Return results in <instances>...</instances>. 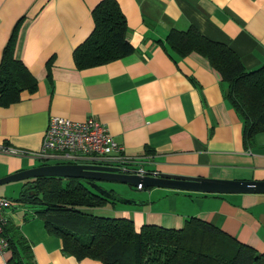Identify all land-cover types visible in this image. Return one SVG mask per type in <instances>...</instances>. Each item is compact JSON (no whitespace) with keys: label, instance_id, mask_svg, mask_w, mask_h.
<instances>
[{"label":"crops","instance_id":"obj_1","mask_svg":"<svg viewBox=\"0 0 264 264\" xmlns=\"http://www.w3.org/2000/svg\"><path fill=\"white\" fill-rule=\"evenodd\" d=\"M98 1L0 0V57L24 16L15 56L37 79L34 91L0 106V145L36 151L50 116L93 117L136 158L135 168L151 174L264 181V132L245 142L219 73L196 52L177 57L165 42L171 29L194 26L231 48L247 71L256 70L264 63V0H116L134 52L79 69L72 53L91 33L90 12ZM36 161L0 153V177ZM139 190L144 193L131 199L142 204L111 205V215L131 219L136 230L143 224L177 229L197 217L264 252V193ZM7 214L30 249V264H102L65 253L60 238L30 208L12 202ZM10 258L8 248L0 264Z\"/></svg>","mask_w":264,"mask_h":264},{"label":"trees","instance_id":"obj_2","mask_svg":"<svg viewBox=\"0 0 264 264\" xmlns=\"http://www.w3.org/2000/svg\"><path fill=\"white\" fill-rule=\"evenodd\" d=\"M90 14L93 29L72 53L77 68L102 65L134 52L127 38L125 16L116 0H99ZM24 20L22 16L14 24L1 53L0 106L19 101L21 92H32L37 87L35 76L15 56ZM165 42L177 57L196 52L219 73L226 85L224 97L243 123L245 142H252L257 133L264 132V63L247 71L231 48L205 37L194 26L171 29ZM50 66L51 60L48 72ZM90 182L73 177H37L23 180L16 198L9 199L30 208L31 214L43 221L46 231L60 238L62 250L78 260L91 258L102 264H264V252L197 217H188L177 229L143 224L136 230L131 219L90 213L86 208L116 202L99 194ZM2 235L11 250L9 263L23 264L25 258L30 264V249L9 219Z\"/></svg>","mask_w":264,"mask_h":264},{"label":"built area","instance_id":"obj_3","mask_svg":"<svg viewBox=\"0 0 264 264\" xmlns=\"http://www.w3.org/2000/svg\"><path fill=\"white\" fill-rule=\"evenodd\" d=\"M0 153L27 155L40 164H84L106 166L121 173H138L145 171L135 168V157L128 155L123 146L109 132L107 126L93 117L74 121L67 117L52 115L45 128L41 145L36 151H28L0 145ZM137 189H142L138 184ZM9 197L0 195V254L8 249V241L2 235L7 223V210L11 207Z\"/></svg>","mask_w":264,"mask_h":264},{"label":"water","instance_id":"obj_4","mask_svg":"<svg viewBox=\"0 0 264 264\" xmlns=\"http://www.w3.org/2000/svg\"><path fill=\"white\" fill-rule=\"evenodd\" d=\"M45 176L86 179L89 182L91 181V187L99 194L124 204L142 203L139 200L124 198L119 194L110 193L96 182H117L133 187L141 184L143 188L161 187L203 193H264V181L213 179L167 173L151 174L146 171L142 174L121 173L111 167L71 163L39 164L22 169L0 177V185Z\"/></svg>","mask_w":264,"mask_h":264},{"label":"rangeland","instance_id":"obj_5","mask_svg":"<svg viewBox=\"0 0 264 264\" xmlns=\"http://www.w3.org/2000/svg\"><path fill=\"white\" fill-rule=\"evenodd\" d=\"M40 162L36 161L35 165H39ZM101 186L107 188V189H113L117 194L123 196L124 198H137L135 196H141L142 193H144V190H139L136 187H133L131 185L127 184H121L117 182H109V181H101L99 182ZM20 182L19 181H13L6 184L0 185V194H4L9 198H16L18 190L20 189ZM118 207H126L125 204L114 202L113 206ZM111 204H107L106 206L102 207H93V208H86V211L93 213L95 215L100 216H108L113 217L110 211ZM127 207H130L127 205Z\"/></svg>","mask_w":264,"mask_h":264}]
</instances>
